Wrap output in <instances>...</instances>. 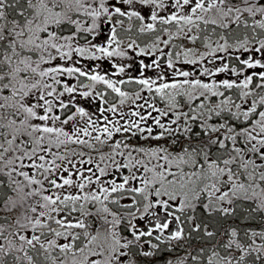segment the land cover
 <instances>
[{
    "label": "snow or ice",
    "instance_id": "snow-or-ice-1",
    "mask_svg": "<svg viewBox=\"0 0 264 264\" xmlns=\"http://www.w3.org/2000/svg\"><path fill=\"white\" fill-rule=\"evenodd\" d=\"M0 264H264V0H0Z\"/></svg>",
    "mask_w": 264,
    "mask_h": 264
}]
</instances>
